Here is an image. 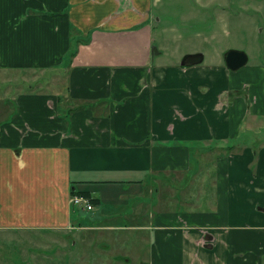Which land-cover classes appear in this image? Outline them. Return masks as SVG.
<instances>
[{
    "label": "crops",
    "instance_id": "obj_1",
    "mask_svg": "<svg viewBox=\"0 0 264 264\" xmlns=\"http://www.w3.org/2000/svg\"><path fill=\"white\" fill-rule=\"evenodd\" d=\"M164 1L0 0V232L88 221L149 264H264V64L192 25L156 43Z\"/></svg>",
    "mask_w": 264,
    "mask_h": 264
},
{
    "label": "rangeland",
    "instance_id": "obj_2",
    "mask_svg": "<svg viewBox=\"0 0 264 264\" xmlns=\"http://www.w3.org/2000/svg\"><path fill=\"white\" fill-rule=\"evenodd\" d=\"M168 1H164V10L169 15L154 32L156 43L166 41V36H160V32L168 33L166 26L180 27L186 37L187 32L192 34V25L193 44L190 47L204 48L207 56L215 54V48L223 54L229 50L243 51L248 60L238 68L241 70L264 64V0H215L207 6L195 0L174 1L172 5ZM179 30L170 33H179ZM198 32L208 34L207 41L198 37ZM83 225L86 230L68 235L58 234L56 230H3L0 232V264H141L146 245L136 241L138 232L121 229L115 237L104 226L88 221ZM129 233H133L132 241L124 236H130ZM127 253L134 256L130 263L119 257Z\"/></svg>",
    "mask_w": 264,
    "mask_h": 264
},
{
    "label": "water",
    "instance_id": "obj_3",
    "mask_svg": "<svg viewBox=\"0 0 264 264\" xmlns=\"http://www.w3.org/2000/svg\"><path fill=\"white\" fill-rule=\"evenodd\" d=\"M197 56L200 57V60L202 59V56L201 54H195V55H192V54H188L184 57V60L182 61V65H187L188 64V60L190 58H196ZM247 60H248V57H247V54L243 51H238V50H229L226 54V63H227V66L232 69V70H235V69H238L240 68L241 66H243L245 63H247ZM141 264H149V263H146V262H142Z\"/></svg>",
    "mask_w": 264,
    "mask_h": 264
},
{
    "label": "built area",
    "instance_id": "obj_4",
    "mask_svg": "<svg viewBox=\"0 0 264 264\" xmlns=\"http://www.w3.org/2000/svg\"><path fill=\"white\" fill-rule=\"evenodd\" d=\"M71 204H75L78 207H82L85 209H92L93 204L89 197L83 195V194H74L70 199ZM82 205V206H81ZM87 207V208H86ZM89 207V208H88Z\"/></svg>",
    "mask_w": 264,
    "mask_h": 264
},
{
    "label": "trees",
    "instance_id": "obj_5",
    "mask_svg": "<svg viewBox=\"0 0 264 264\" xmlns=\"http://www.w3.org/2000/svg\"><path fill=\"white\" fill-rule=\"evenodd\" d=\"M78 194H83V195L89 197L90 200H91V202H92V201H95V199L91 198V197L88 195V193H86V192H79Z\"/></svg>",
    "mask_w": 264,
    "mask_h": 264
}]
</instances>
